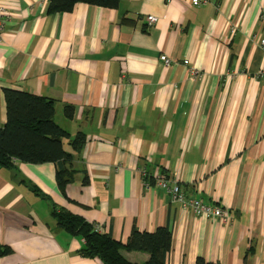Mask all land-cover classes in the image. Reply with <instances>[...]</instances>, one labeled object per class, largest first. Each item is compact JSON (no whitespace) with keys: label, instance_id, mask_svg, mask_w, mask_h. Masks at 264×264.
Returning a JSON list of instances; mask_svg holds the SVG:
<instances>
[{"label":"crops","instance_id":"crops-1","mask_svg":"<svg viewBox=\"0 0 264 264\" xmlns=\"http://www.w3.org/2000/svg\"><path fill=\"white\" fill-rule=\"evenodd\" d=\"M50 1L0 0V127L5 89L55 100L72 179L58 186V162L0 168V264H103L80 254L83 239L59 227L55 209L123 244L134 228L168 227L167 264H264V0L79 2L53 13ZM160 171L229 220L182 207L154 184Z\"/></svg>","mask_w":264,"mask_h":264},{"label":"trees","instance_id":"trees-1","mask_svg":"<svg viewBox=\"0 0 264 264\" xmlns=\"http://www.w3.org/2000/svg\"><path fill=\"white\" fill-rule=\"evenodd\" d=\"M79 2L116 8L120 0H51L49 12L70 11ZM5 94L7 121L0 127V168H12L17 160L58 162L56 181L64 189L72 179L67 162L73 156L66 151L63 143L70 138V134L54 121L55 100L15 89H5ZM71 115L69 111L68 116ZM84 143V134L78 133L71 145L79 151ZM52 214L59 227L83 239L80 254L85 257L99 258L103 264H167L172 248V232L168 227H159L154 232L134 228L123 244L110 234L99 232L83 217L65 209H55ZM5 251L0 249V254ZM128 251H145L150 257L141 263L132 262L125 256ZM199 262L210 264L202 259Z\"/></svg>","mask_w":264,"mask_h":264},{"label":"built area","instance_id":"built-area-1","mask_svg":"<svg viewBox=\"0 0 264 264\" xmlns=\"http://www.w3.org/2000/svg\"><path fill=\"white\" fill-rule=\"evenodd\" d=\"M193 2L195 5L200 4V0H193ZM147 20L150 24H153L156 21V16L149 15L147 16ZM261 26L262 30L264 31V14L261 15ZM2 41L3 36L0 33V42ZM259 42L260 46L264 50V35L260 37ZM161 59L164 60L166 64H169L170 62L169 58L166 55H162ZM260 76L264 78V70H261ZM141 172L144 177L148 176L146 166L142 168ZM153 181L156 186L167 190L171 194L172 199L174 201L179 202L184 208L192 209L195 214L205 215L207 217H218L225 221L229 220V214L223 208L219 206L205 204L197 198H188L184 191L180 188V186L175 181H172V179H170L166 174L162 173L161 171L153 175ZM146 184L149 185V183Z\"/></svg>","mask_w":264,"mask_h":264}]
</instances>
